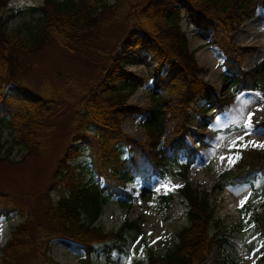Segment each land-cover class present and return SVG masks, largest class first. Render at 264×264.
<instances>
[{
	"label": "trees",
	"instance_id": "16d2710c",
	"mask_svg": "<svg viewBox=\"0 0 264 264\" xmlns=\"http://www.w3.org/2000/svg\"><path fill=\"white\" fill-rule=\"evenodd\" d=\"M7 1L0 0V7ZM258 6L264 8V0H41L37 19L14 31L1 27L0 15V126L9 122L15 131L4 156L14 145L28 153H43L51 146L55 118L70 113L68 142L44 189L47 201L42 215L48 224L36 219L30 199L22 193L0 189V215L15 211L24 216L0 246V264H60L48 253L52 237L78 243L83 249L80 264H88L94 243L119 247L124 231L137 227L136 220L126 217L114 230L94 224L106 200L113 195L130 197L125 186L136 178L146 187L152 176L174 174L183 178L178 194L185 200L187 224L176 231L163 253L148 249L145 264H204L222 238L211 231L208 191L193 186L186 173L205 145V127L230 102L232 92H217L198 77L203 69L188 48L180 20L198 30L211 29L210 42L223 54V85H232L235 91L259 89L264 95V56L246 68L231 34ZM92 38L102 61L91 81L79 82L56 72V81L42 78L36 90L23 83L27 56L43 44L55 43L84 55L83 48L93 46ZM135 49L148 52L154 63L146 75L125 68L126 53ZM145 76L150 77L148 101L129 102ZM132 114L143 117L144 140L120 127L122 119ZM193 115L198 116L194 128ZM259 124L264 127V118ZM83 150L88 166L71 163ZM84 169L89 172L85 181ZM256 174L264 176V148L241 147L239 158L218 172L212 191ZM254 192L250 188L248 202L238 208L239 224L264 236V188ZM157 198L167 205L171 193H158ZM222 262L238 264L229 255Z\"/></svg>",
	"mask_w": 264,
	"mask_h": 264
},
{
	"label": "rangeland",
	"instance_id": "374dc122",
	"mask_svg": "<svg viewBox=\"0 0 264 264\" xmlns=\"http://www.w3.org/2000/svg\"><path fill=\"white\" fill-rule=\"evenodd\" d=\"M40 4L41 0H8L5 6L0 7L1 27L5 31H14L23 23L34 22L40 14L37 9ZM179 7H182V2ZM180 27L185 32L188 48L193 51L197 65L203 69L198 77L206 79L217 92H232L230 102L221 112L216 113L205 127V145L199 149L186 173V178L193 186L208 191L213 209L211 231L222 238L219 246L213 245L204 264H223L224 255H229L238 264H264V236L243 229L239 224L238 210L240 200L248 196L250 188H254L255 194L264 188V176L256 174L242 183L225 185L219 191H212L211 188L218 172L230 166L227 159L221 160L220 157L232 156L234 160L236 158V149L229 151L228 148L231 141L243 136V143L247 146H253L249 141L257 145L264 144V127L259 124L264 118V107L258 106L259 103L264 105V95L259 89L235 91L232 85L222 84L223 54L210 42V28L198 30L184 18L180 20ZM112 32L108 30L109 34ZM206 32H209L208 36L205 35ZM231 34L232 42L240 47L238 52L242 54L243 65L246 68L257 65L264 56V8L256 7L250 17L240 20ZM92 39L90 42L93 46L83 48L84 55L55 43L43 44L27 56L21 73L23 83L36 90L42 78H47L51 83L56 81V72L68 74L79 82L91 81L97 75L102 61V56L96 48L97 42ZM118 50L122 51V48ZM124 64L127 70L144 75L149 73L154 65L149 59V53L140 49H135L133 54L126 53ZM149 86L150 77L145 76L143 84L129 96V102L144 105L148 101ZM162 94L167 96L165 92ZM249 113L252 114V127L250 130H242ZM193 118L191 126L194 128L198 116L193 115ZM142 119V115L137 114L125 116L120 127L137 140H144L146 134L141 126ZM55 122L49 149L43 153H28L24 148L14 145L6 156L5 148L15 131L9 122L4 121L0 126V189L20 192L25 199H30L36 219L43 224H48L42 215L47 201L44 189L60 151L68 142L70 113H60ZM246 131L251 134L246 135ZM77 146H80V142ZM88 159L87 150H83L70 162L88 166ZM83 178L84 181L89 179V172L85 169ZM182 181L183 178L178 174L152 176L145 187L136 178L125 186L130 197H109L94 224L103 230H114L126 217L128 220H136L137 227L124 231L119 247L112 243H94L88 264H145L148 249L154 253H163L175 240L176 231L187 224L185 200L178 194V187H174L180 186ZM166 192L171 193V198L167 205H162L157 194ZM48 195L53 197L54 192L49 191ZM23 218L24 216L15 211L5 216L0 215V246L8 238L10 229ZM48 253L60 264H80L83 257V249L78 243L62 237H52L49 240Z\"/></svg>",
	"mask_w": 264,
	"mask_h": 264
},
{
	"label": "snow or ice",
	"instance_id": "6c2138e0",
	"mask_svg": "<svg viewBox=\"0 0 264 264\" xmlns=\"http://www.w3.org/2000/svg\"><path fill=\"white\" fill-rule=\"evenodd\" d=\"M251 118H252V114L249 113L248 117H247V121L242 126V130H250L251 129V127H252ZM245 134L246 135H250L251 132L250 131H246ZM243 141H244V137L241 136V137H238L236 140L231 141L229 143V145H228L229 151H232L233 149H236V159L239 158V149L241 147H246L247 146V144L243 143ZM248 143H250V144H252L253 146H256V147L264 148V144L257 145V144H255V142H252V141H249ZM220 159L221 160L227 159L229 164H232V163L235 162V160L233 159L232 156H228V157L221 156ZM174 187H179V186H174ZM237 194H239V193H237ZM248 199H249L248 196L243 197L240 200L238 207L242 209L244 207V205L248 202ZM149 235H151V234H149ZM153 243H155V241H153Z\"/></svg>",
	"mask_w": 264,
	"mask_h": 264
},
{
	"label": "bare ground",
	"instance_id": "6f19581e",
	"mask_svg": "<svg viewBox=\"0 0 264 264\" xmlns=\"http://www.w3.org/2000/svg\"><path fill=\"white\" fill-rule=\"evenodd\" d=\"M208 33H209V32H206L205 35L208 36ZM205 55H206V53H205ZM258 106H259V108H263V107H264L263 103H261V104L259 103ZM225 193L227 194L226 190H225ZM226 194H225V195H226ZM228 196H230V195H228ZM231 204H232V203H231Z\"/></svg>",
	"mask_w": 264,
	"mask_h": 264
}]
</instances>
